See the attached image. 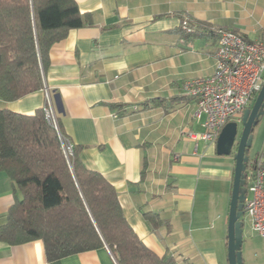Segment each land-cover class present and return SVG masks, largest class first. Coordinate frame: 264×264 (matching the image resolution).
Wrapping results in <instances>:
<instances>
[{
    "label": "crops",
    "instance_id": "1",
    "mask_svg": "<svg viewBox=\"0 0 264 264\" xmlns=\"http://www.w3.org/2000/svg\"><path fill=\"white\" fill-rule=\"evenodd\" d=\"M76 2L93 24L52 45L44 88L16 100L0 96V109L33 114L46 104L47 89L78 158L115 186L149 248L174 264H229L234 154H218L217 140L201 137L204 116H195L198 103L183 86L214 72L218 28L264 40V0ZM20 196L0 170V226ZM147 211L158 214L156 227ZM0 264L118 263L107 246L50 261L44 242L34 239L0 240Z\"/></svg>",
    "mask_w": 264,
    "mask_h": 264
},
{
    "label": "trees",
    "instance_id": "2",
    "mask_svg": "<svg viewBox=\"0 0 264 264\" xmlns=\"http://www.w3.org/2000/svg\"><path fill=\"white\" fill-rule=\"evenodd\" d=\"M92 24L91 14L82 13L76 0H0V96L16 100L44 88L52 45L70 29ZM58 126L66 137L59 120ZM261 157L264 152L255 159ZM0 170L21 192L0 226V240L41 239L50 261L107 246L118 264L175 263L143 242L128 222L115 186L80 161L76 146L73 156H65L44 107L33 114L0 109ZM157 215L144 212L153 227Z\"/></svg>",
    "mask_w": 264,
    "mask_h": 264
},
{
    "label": "built area",
    "instance_id": "3",
    "mask_svg": "<svg viewBox=\"0 0 264 264\" xmlns=\"http://www.w3.org/2000/svg\"><path fill=\"white\" fill-rule=\"evenodd\" d=\"M182 26L192 29L188 20ZM215 51V69L208 76L187 79L184 92L196 99V117L204 116L202 138L216 141L226 123L240 121L251 106L264 83V40H250L234 29L218 28ZM44 112L46 119L59 132L62 148L69 159L74 155V144L61 135L58 119L46 89ZM196 138L195 134L189 133ZM247 198L245 213L250 217L254 231L264 238V160H250L247 167Z\"/></svg>",
    "mask_w": 264,
    "mask_h": 264
},
{
    "label": "water",
    "instance_id": "4",
    "mask_svg": "<svg viewBox=\"0 0 264 264\" xmlns=\"http://www.w3.org/2000/svg\"><path fill=\"white\" fill-rule=\"evenodd\" d=\"M264 117V83L253 104L246 108L240 121L225 124L217 139V152L220 155L234 154L235 171L230 202L228 225L229 264H244L242 252L244 242L245 202L247 198V167L254 140L255 128ZM240 124L242 130L240 131Z\"/></svg>",
    "mask_w": 264,
    "mask_h": 264
},
{
    "label": "rangeland",
    "instance_id": "5",
    "mask_svg": "<svg viewBox=\"0 0 264 264\" xmlns=\"http://www.w3.org/2000/svg\"><path fill=\"white\" fill-rule=\"evenodd\" d=\"M256 137L250 151V159L253 160L257 154L264 152V121L258 125ZM242 124H240V131ZM244 221V242L242 247L244 264H264V239L253 229L250 217L245 213L242 217Z\"/></svg>",
    "mask_w": 264,
    "mask_h": 264
},
{
    "label": "flooded vegetation",
    "instance_id": "6",
    "mask_svg": "<svg viewBox=\"0 0 264 264\" xmlns=\"http://www.w3.org/2000/svg\"><path fill=\"white\" fill-rule=\"evenodd\" d=\"M253 104V103H252Z\"/></svg>",
    "mask_w": 264,
    "mask_h": 264
}]
</instances>
